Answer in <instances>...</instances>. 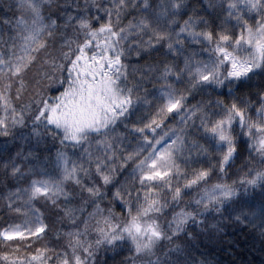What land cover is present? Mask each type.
Returning <instances> with one entry per match:
<instances>
[{
	"label": "snow or ice",
	"instance_id": "obj_1",
	"mask_svg": "<svg viewBox=\"0 0 264 264\" xmlns=\"http://www.w3.org/2000/svg\"><path fill=\"white\" fill-rule=\"evenodd\" d=\"M207 6L219 9L214 20L191 12L181 20L184 0H0V134L29 128L26 136L79 150L74 158L57 149L54 175L38 164L5 162L24 183L4 197L11 215L0 225V264H109L125 244L119 264H181L174 253L182 246L163 242L191 239L189 228L209 216L218 225L258 215L264 234V0ZM129 10L136 15L125 22ZM157 46L164 59L127 62ZM151 79L163 82L154 111L125 125L139 141L122 150L116 126L141 101L151 106L142 88ZM169 115L179 117L180 131L157 135V120ZM238 156L245 171L238 167L230 180ZM70 185L84 197L78 206L69 203ZM256 190L259 208L244 207ZM37 201L57 213L55 242L44 240L52 233Z\"/></svg>",
	"mask_w": 264,
	"mask_h": 264
},
{
	"label": "trees",
	"instance_id": "obj_2",
	"mask_svg": "<svg viewBox=\"0 0 264 264\" xmlns=\"http://www.w3.org/2000/svg\"><path fill=\"white\" fill-rule=\"evenodd\" d=\"M63 2V0H62ZM84 0H81L83 4ZM157 0H150V3L155 4ZM209 0H184V8L180 10L181 14L179 18L182 20L189 12L197 16H202L206 19L214 20L217 17L219 12L218 8H208ZM4 3H7V0H4ZM3 8H0V15H3ZM11 16V13H8ZM133 15H136L134 10H129L125 16V22L127 19ZM219 22V21H217ZM164 49L162 46H157L155 51H150L142 57L129 56L127 62L130 66H140L145 63V61L151 63L156 60L164 59ZM167 59L171 60L172 55L168 54ZM129 82L135 83L133 76L131 74V67L129 68ZM31 73H29L30 77ZM162 81L157 79H151L147 83L142 85L143 89L147 90L148 98L151 106L146 105L141 101L137 106L132 109L127 114V119L123 122H120L116 126V131L118 133H124V136L120 138L117 142L121 143V149L131 151L139 141V136L135 134L130 127L132 123L136 122H146L151 118V113L154 111L156 104L155 97L160 94L159 87L162 84ZM176 88H182V83H175ZM256 87H259L258 78H254L252 85V90L254 91ZM154 89H157L154 91ZM13 89V98L15 99ZM215 93L213 94V99L215 98ZM28 92L24 93V98L27 99ZM207 97H205L206 99ZM196 99H200V96L197 95ZM23 102V101H20ZM193 100H189V103H193ZM178 116L165 117L163 121L157 120V123L162 124V129L157 130V135L163 132H168L169 130H174L179 132L182 125L178 122ZM30 131L29 128H20L17 126L12 133L5 136L0 134V225L6 222V218L11 215L7 212L6 205L8 201L4 199L8 193L16 188L17 186L22 187L24 181L19 177H13L10 173V169L5 168V162H12L15 160L17 164H23L26 167L28 164L39 165V167L44 168L45 170L50 169V174H55V167L53 165V160L55 152L57 149L67 151L70 157H78L79 150H73L71 146L63 147L59 145L58 141L53 140L51 136H48L46 139L42 137H31L26 136L25 134ZM148 134V133H146ZM244 145H240V151L243 152ZM28 153H32L31 156H27ZM247 153H244L246 155ZM47 158V159H46ZM134 162H129L125 165V169L128 171L131 170L132 164ZM255 165H259L258 158L253 162ZM242 160L241 157H237L235 164L228 171L232 173L229 176V179L238 178L239 171H245L241 167ZM198 164H192L191 167H198ZM264 166V165H259ZM23 171V167L21 168ZM121 169H117V175H119ZM127 172L124 176H121V179H125ZM131 181L129 180V183ZM70 189L74 193V197L69 203L78 206L80 200L84 199L83 196L75 195L78 192V189ZM259 190H256V194L250 195L247 203L244 204V207H247L249 204L255 208H259L261 197L259 196ZM15 198V197H13ZM64 197H60L59 200L63 204ZM187 199V197L185 198ZM111 201V192L107 199L101 201V204L106 206ZM18 201L14 202L18 204ZM115 203V202H113ZM36 208H39L42 213V218L45 223L49 225L50 236H45L44 240L47 241L51 239L55 242V229L57 227H62L55 217V210L44 203L43 201H37L35 204ZM241 209L237 208V212ZM115 211L120 212L121 209L118 203H115ZM259 216L257 215L256 219L249 222H238L234 219H229L227 221H221L218 225L212 216L206 218V221L199 226L190 227L189 231L193 232V237L187 239L185 236H180L179 239H174L171 242L164 241L162 248H169L171 245L180 244L183 248L181 253H174V255H180L182 257L181 264H183L184 259L191 260H205L207 264H264V234L261 233L260 226H258ZM125 250L120 251L119 248L115 249L114 260H109V264L113 262H119L125 255H127L128 245H122Z\"/></svg>",
	"mask_w": 264,
	"mask_h": 264
},
{
	"label": "rangeland",
	"instance_id": "obj_3",
	"mask_svg": "<svg viewBox=\"0 0 264 264\" xmlns=\"http://www.w3.org/2000/svg\"><path fill=\"white\" fill-rule=\"evenodd\" d=\"M13 202H15V198H13ZM112 264H119V262L118 261L116 263L113 262Z\"/></svg>",
	"mask_w": 264,
	"mask_h": 264
}]
</instances>
